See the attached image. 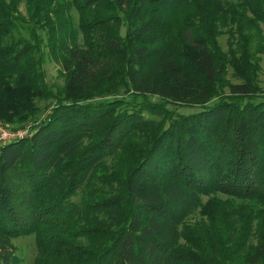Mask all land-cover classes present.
I'll list each match as a JSON object with an SVG mask.
<instances>
[{"label":"trees","instance_id":"obj_1","mask_svg":"<svg viewBox=\"0 0 264 264\" xmlns=\"http://www.w3.org/2000/svg\"><path fill=\"white\" fill-rule=\"evenodd\" d=\"M263 55L264 0H0V264H264Z\"/></svg>","mask_w":264,"mask_h":264},{"label":"rangeland","instance_id":"obj_2","mask_svg":"<svg viewBox=\"0 0 264 264\" xmlns=\"http://www.w3.org/2000/svg\"><path fill=\"white\" fill-rule=\"evenodd\" d=\"M20 10L23 14L26 13L23 5L21 6ZM74 14L77 15L76 12H74ZM220 41L224 47H227L226 35L221 36ZM261 65H262V70L260 72V78H261V84L264 87V55L262 56ZM44 71L46 75V81L49 84H52L55 86H62L64 84L63 75L60 73V65L57 64L52 59L50 58L46 59L45 64H44ZM47 110H50V109H46V111ZM0 121L4 123V121L2 120ZM4 124L10 126V124H6V123ZM12 244L14 245V249L16 253L22 259L23 264H34L36 251H37L35 236H26V237H20V238L13 239Z\"/></svg>","mask_w":264,"mask_h":264},{"label":"built area","instance_id":"obj_3","mask_svg":"<svg viewBox=\"0 0 264 264\" xmlns=\"http://www.w3.org/2000/svg\"><path fill=\"white\" fill-rule=\"evenodd\" d=\"M31 129V124L21 128H13L0 121V146L27 137L30 135Z\"/></svg>","mask_w":264,"mask_h":264}]
</instances>
